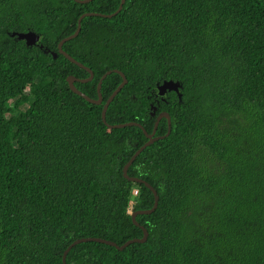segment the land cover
<instances>
[{
	"label": "trees",
	"instance_id": "16d2710c",
	"mask_svg": "<svg viewBox=\"0 0 264 264\" xmlns=\"http://www.w3.org/2000/svg\"><path fill=\"white\" fill-rule=\"evenodd\" d=\"M121 1L0 0V264H63L78 239L122 246L142 227L144 244L83 243L67 264H264V0H126L64 44L94 73L75 84L88 97L108 71L127 77L109 125L151 134L171 117L128 171L160 198L140 226L132 214L155 196L123 170L148 139L102 120L123 79L109 75L91 104L67 82L90 74L58 50L83 14ZM29 31L35 46L12 36ZM165 81L181 83V100L158 96Z\"/></svg>",
	"mask_w": 264,
	"mask_h": 264
},
{
	"label": "water",
	"instance_id": "95a60500",
	"mask_svg": "<svg viewBox=\"0 0 264 264\" xmlns=\"http://www.w3.org/2000/svg\"><path fill=\"white\" fill-rule=\"evenodd\" d=\"M77 3L79 4H88L94 0H75ZM125 2L126 0H122L121 1V5L119 7V9L111 14V15H104V14H98V13H85L83 14L79 21H78V28H77V31L63 39L59 45H58V50H59V53L64 55L70 62L76 64L78 67L86 70L90 76L89 78L87 79H77L76 77L74 76H69L67 78V82L69 84V87L70 89L77 95H79L80 97L84 98L87 102L91 103V104H94V105H102L104 100H103V97H102V94H101V90H102V85H103V82L104 80L109 76L111 75L112 73H117L119 74L122 79H123V82L120 84V86L114 91V93L111 95V97L108 99V101L104 104V107H103V111H102V120L104 122V124L109 127L110 129H124V128H127V127H138L140 129L143 130L144 134L146 135L148 141L132 156V158L129 160V162L125 165L124 167V170H123V173H124V177L129 180L130 182H134V183H140V184H145L154 194L155 196V203H154V206L152 209L150 210H144V211H137L135 213L132 214V220H133V223L136 225V226H140L139 223L137 222V216L139 215H150L152 213H154L157 208H158V205H159V195H158V192L157 190H155L154 187H152L149 183H147L146 181L142 180V179H139L137 177H130L128 175V171L130 169V167L134 164V162L136 161V159L143 153V151H145L146 148L150 147L151 145H153L155 142L161 140V139H164L165 137H168L171 132H172V123H171V117L168 113H161L158 117H157V121L155 123V127H154V131L149 134L145 128L138 122H129V123H125V124H117V125H109L107 123V111L109 109V106L111 105V103L114 101V99L118 96V94L122 91V89L128 84V79L127 77L125 76L124 73H122L121 71L119 70H113V71H108L105 75H103V77L100 79L99 83H98V86H97V91H98V99H92L90 97H88L87 95L83 94L81 91H79L75 84L76 83H82V84H85V83H89L91 81H93L94 79V73L93 71L90 69V68H87L86 66H84L83 64H81L80 62L76 61L73 57H71L67 52H65L63 50V46L65 43L77 38L81 32V24H82V21L87 18V17H102V18H113L115 16H117L122 10H123V7L125 5ZM12 36L14 37H17L18 40L20 41H25L26 42V45L28 47H31V46H35L39 43L40 41V35L37 34L36 32L34 31H29L27 33H18V32H14L12 33ZM53 55L56 57L57 54L56 53H53ZM182 88V85L181 83L179 82H174V81H165L163 82L162 84H158L157 85V90H158V96L164 98L165 95L168 93V92H175L179 95V98L181 100L182 98V94L180 93V90ZM154 112H156L157 108L153 107L152 108ZM164 118H167L168 119V124H169V128H168V133L165 135V136H160V137H155V134L157 132V129H158V126L161 122L162 119ZM143 229V232H144V235L141 239H133V240H130L128 242H126L125 244H123L122 246H119L117 243L115 242H112V241H108V240H104V239H100V238H83V239H78L76 241H74L65 251L64 255H63V264H67V256L68 254L70 253V251L76 247L77 245H80V244H83V243H89V242H95V243H100V244H106V245H109V246H112V247H115L116 249H118L119 251H123L125 250L127 247H129L130 245L132 244H144L148 241V238H149V232L147 231L146 228L142 227Z\"/></svg>",
	"mask_w": 264,
	"mask_h": 264
},
{
	"label": "built area",
	"instance_id": "2783aa9c",
	"mask_svg": "<svg viewBox=\"0 0 264 264\" xmlns=\"http://www.w3.org/2000/svg\"><path fill=\"white\" fill-rule=\"evenodd\" d=\"M138 194V191H134V196H136ZM133 203H131V205H132ZM130 213L132 212L131 210L129 211Z\"/></svg>",
	"mask_w": 264,
	"mask_h": 264
},
{
	"label": "flooded vegetation",
	"instance_id": "af4514ba",
	"mask_svg": "<svg viewBox=\"0 0 264 264\" xmlns=\"http://www.w3.org/2000/svg\"><path fill=\"white\" fill-rule=\"evenodd\" d=\"M154 113H155V112H154ZM154 113H153V114H154ZM161 113H163V112H161ZM161 113H159V115H160ZM156 121H157V120H156ZM156 133H157V132H156ZM155 137H157L156 134H155Z\"/></svg>",
	"mask_w": 264,
	"mask_h": 264
}]
</instances>
